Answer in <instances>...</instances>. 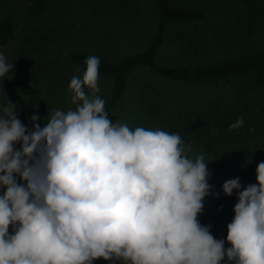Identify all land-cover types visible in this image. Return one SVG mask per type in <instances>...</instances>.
<instances>
[{"label":"clouds","instance_id":"obj_1","mask_svg":"<svg viewBox=\"0 0 264 264\" xmlns=\"http://www.w3.org/2000/svg\"><path fill=\"white\" fill-rule=\"evenodd\" d=\"M85 63L69 84L76 107L48 112L43 127L0 104V264H264V161L256 183L222 184L238 199L225 248L197 218L211 160L190 156L178 133L110 120L100 59ZM13 67L0 52V81Z\"/></svg>","mask_w":264,"mask_h":264},{"label":"trees","instance_id":"obj_2","mask_svg":"<svg viewBox=\"0 0 264 264\" xmlns=\"http://www.w3.org/2000/svg\"><path fill=\"white\" fill-rule=\"evenodd\" d=\"M223 1L226 0H83L81 2L80 31L85 37L98 39L97 33L102 32L103 44L107 45L116 39L114 37L118 36L123 27H129L131 31L134 29L129 40L132 43L136 42L137 47L141 43L144 44L139 47L140 49L136 48L131 53L120 56L117 61H112L105 55L99 56V76L111 80V91L104 99L105 111L110 120L125 122L116 112V108L128 90L131 75L137 70H146L172 81L240 78L251 82L254 87H264V47L262 46L252 55L231 54L207 65L190 67L165 65L157 59L159 47L170 35L173 42L186 44L189 49L193 47L196 50L199 43L205 41L206 31L203 29V33L191 36L184 28L208 20L210 12L218 8ZM230 6H236L233 8V17L231 20L223 19L224 28L216 33V37L234 49L257 47L256 39H264V0H231ZM0 8H3L0 11V52H3L8 43L18 38L20 46L16 53L17 56H21L24 63H27L28 68L31 62L39 60V55L48 49L50 41L55 37L57 30L53 18L56 15L53 13L52 1L26 0L21 4L18 0H0ZM18 8L22 10V16L15 20L13 15ZM94 22H99L102 30L99 29L97 32ZM115 23L118 27H111ZM219 35L221 37H218ZM67 56L71 63L85 71V61L93 55L71 51ZM39 72H43L40 67L36 70L31 68L30 74L24 73L20 81L25 85L31 84L40 77ZM154 97L151 94L146 97L147 109H151L152 113L165 111L170 114L169 117H172L164 120L170 132L178 133L184 141L202 149L204 155L213 161L216 170L227 177V180L239 177L243 186L257 182L256 167L259 162L264 161V105L261 104L253 115L244 116L242 110L248 113L253 108L243 101L236 106L239 107V111L217 107L212 113L198 118L189 113L177 116L173 110L176 107L174 99L156 101ZM241 117H243V125L230 130L229 126ZM16 147L18 148L19 144ZM208 183L212 188L210 194L204 198L203 210L197 218L202 225H211V234L216 239H224L227 248L231 246L226 239L227 225L234 218V205L238 202L236 190H233L232 196H227L223 193L222 185H214L210 181ZM2 191L3 189H0V193ZM213 192L218 196L214 197L211 194ZM9 231H12L11 227ZM93 264H112V262L101 258L94 260ZM116 264L121 262L117 261ZM221 264L228 262L225 259Z\"/></svg>","mask_w":264,"mask_h":264},{"label":"rangeland","instance_id":"obj_3","mask_svg":"<svg viewBox=\"0 0 264 264\" xmlns=\"http://www.w3.org/2000/svg\"><path fill=\"white\" fill-rule=\"evenodd\" d=\"M18 1L22 4L26 0ZM51 1L53 13L56 15L53 20L56 23L55 28L57 31L54 39L50 41L48 49L39 55V60L31 62L30 66L26 67L27 63H24L21 56H17L16 53L20 46L18 38L8 43L2 52L6 56L7 62L13 63L14 67L0 81V104L7 103V99L14 103L18 118L28 128H31L32 125L30 120L32 114L41 117L37 122L43 127L48 119V112L51 113L56 109L67 111L76 107L71 103L72 93L69 84L74 75L82 77L84 71L68 60L67 55L69 52H86L98 57L105 55L110 60L117 61L120 56L122 57L136 48L144 46L141 43L137 47L136 42L132 43L129 40L134 30L131 31L129 27H123L118 36L114 37L116 39L112 43L104 45L102 32H98L99 29L102 30L99 22L93 23L99 38L92 40L85 37L80 31L82 27L79 22L83 0ZM230 4L231 0L221 2L218 8L210 12L208 20L202 23H193L184 28L191 36H195L196 33H203V29L206 31L205 41L199 43L196 50L193 47L189 49L186 44L173 42L170 35L157 51L158 61L165 65L186 67L207 65L218 62L223 57L231 54L245 53L252 55L261 46L264 47V39H256L257 47L234 49L216 37V33L224 28L223 19L231 20L233 17V8L236 6H230ZM3 8H0V11ZM21 12L20 8L15 11L13 15L15 20L20 17ZM117 25L115 23L111 27L117 28ZM218 37H221V35ZM39 67L43 72L38 73L40 77L37 80L28 85L20 81L24 73L30 74L31 68L36 70ZM98 86L100 88L98 95L105 99L111 91V80L99 76ZM86 91L88 90L86 89ZM89 94L91 93L89 92ZM149 94L155 96L154 100L156 101L174 99L176 107L173 110L177 116L189 113L201 118L212 113L217 107L239 111V107L236 108V106L243 101L247 102L253 109L248 113L242 110V115H253L254 112L258 111L261 104L264 105V87H254L251 82L244 79L172 81L156 76L146 70H137L131 75L128 90L116 108V112L130 127L159 128L170 132L165 126L164 120L172 116L169 117L170 114L165 111L152 113L151 109L148 110L145 99ZM37 105L38 107H34ZM184 142L191 145L187 141ZM191 147L193 152L189 155L193 158L203 153L202 149L195 148L193 145ZM205 158L206 160L210 159L206 156ZM207 167L210 172L208 181L214 185L221 186L227 180V177L216 170L213 161H209Z\"/></svg>","mask_w":264,"mask_h":264}]
</instances>
